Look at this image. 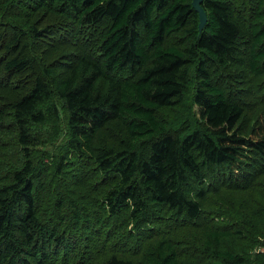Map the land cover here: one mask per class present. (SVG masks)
I'll return each mask as SVG.
<instances>
[{"label": "trees", "instance_id": "trees-1", "mask_svg": "<svg viewBox=\"0 0 264 264\" xmlns=\"http://www.w3.org/2000/svg\"><path fill=\"white\" fill-rule=\"evenodd\" d=\"M201 4L0 0V264L245 263L215 211L264 197V0Z\"/></svg>", "mask_w": 264, "mask_h": 264}, {"label": "rangeland", "instance_id": "rangeland-1", "mask_svg": "<svg viewBox=\"0 0 264 264\" xmlns=\"http://www.w3.org/2000/svg\"><path fill=\"white\" fill-rule=\"evenodd\" d=\"M187 99L188 94H184L175 105L166 109L164 117L174 123L183 121V124L194 126L197 122V109ZM109 130L100 135L97 144L107 143V139L112 136V133L106 135ZM222 194L230 203L226 207V214L223 210L215 211L220 214L219 219L215 217V222L228 226L225 227L227 233L221 237V245L224 249L229 248L234 253L242 254L246 260L243 264H257L255 257L258 252L264 251V197L250 186L245 189H222ZM190 258L185 253L182 255L187 264H190ZM208 261L211 264L223 263L219 257L209 258Z\"/></svg>", "mask_w": 264, "mask_h": 264}, {"label": "water", "instance_id": "water-1", "mask_svg": "<svg viewBox=\"0 0 264 264\" xmlns=\"http://www.w3.org/2000/svg\"><path fill=\"white\" fill-rule=\"evenodd\" d=\"M202 1L203 0H191V6L197 12V15H198V30L199 31L202 30L207 20L206 12L201 4Z\"/></svg>", "mask_w": 264, "mask_h": 264}]
</instances>
